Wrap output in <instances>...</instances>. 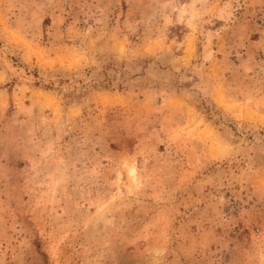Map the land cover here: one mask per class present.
<instances>
[{
	"label": "rangeland",
	"instance_id": "1",
	"mask_svg": "<svg viewBox=\"0 0 264 264\" xmlns=\"http://www.w3.org/2000/svg\"><path fill=\"white\" fill-rule=\"evenodd\" d=\"M0 264H264V0H0Z\"/></svg>",
	"mask_w": 264,
	"mask_h": 264
}]
</instances>
